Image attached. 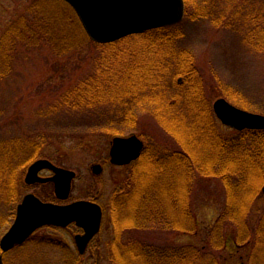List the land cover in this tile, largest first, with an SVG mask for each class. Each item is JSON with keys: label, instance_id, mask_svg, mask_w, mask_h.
Listing matches in <instances>:
<instances>
[{"label": "rangeland", "instance_id": "rangeland-1", "mask_svg": "<svg viewBox=\"0 0 264 264\" xmlns=\"http://www.w3.org/2000/svg\"><path fill=\"white\" fill-rule=\"evenodd\" d=\"M34 1L0 0V40L15 21L21 20L20 17L30 18L28 9ZM184 3V17L177 24L184 36L178 44L193 53L210 108L213 110L214 101L223 97L240 109L264 115V47L258 46V41L264 42L260 36L264 29V0H184ZM202 7L207 15L197 16ZM75 19V15L61 18L56 27L61 30L65 25L68 28ZM30 32L40 39L26 35L23 39L26 43L18 41L6 52L9 64L7 60V66L5 62L0 63L3 72L0 76V173H7L10 185L14 176L8 171L21 164L20 175L17 173L16 177L20 176L18 179L23 184L15 186L14 195L18 197L15 203L0 202V216L15 213L17 202L27 192L53 201L51 182L24 183L29 164L38 158H49L56 165L76 173L65 202L93 200L102 206L104 217L101 230L83 254L77 251L73 237L77 231L73 224L64 228L43 226L24 244L6 252L4 264H112L109 259L111 248L107 244L115 230L112 199L126 174L125 166L110 162L113 136L135 134L150 153L153 150L165 152L179 145L153 113V104L138 107L136 125L124 128L120 134L110 136L96 128L95 119L105 114L106 108L80 111L67 106L62 98L92 72L93 58L99 52L95 42L86 41L79 48L59 53L48 42L47 33L35 29ZM168 88L176 89L173 84ZM218 123L229 127L219 120ZM94 163L102 166L99 174L91 170ZM42 174L49 175V171ZM224 200L225 187L220 178L197 176L191 195L196 217L193 230L190 225L188 230L167 226L166 214L151 208L152 219H156L154 222L158 225L126 229L122 236L125 240L177 247H204L217 256V264H248L253 241L239 242L242 245L230 242L227 246L208 243L209 230L214 226ZM122 209L120 214H123ZM263 210L264 193L250 214L253 227ZM177 211L171 216L178 219L175 222L178 224L181 218ZM224 232L234 233V228L226 226ZM222 237H225L223 233Z\"/></svg>", "mask_w": 264, "mask_h": 264}, {"label": "trees", "instance_id": "trees-1", "mask_svg": "<svg viewBox=\"0 0 264 264\" xmlns=\"http://www.w3.org/2000/svg\"><path fill=\"white\" fill-rule=\"evenodd\" d=\"M28 10L30 18L20 17L0 40V63L8 59L6 52L18 41L30 36L31 29L47 33L48 42L59 53L79 48L86 41L95 42L64 0H35ZM196 14L203 16L207 12L202 7ZM74 15L76 19L68 28L56 27L61 18ZM31 35L40 39L35 33ZM183 36L176 24L136 32L112 42H95L99 52L93 58L92 72L62 97L67 106L80 111L106 108L95 123L96 128L110 136L135 126L137 108L153 104V113L179 145L161 153L155 150L150 153L145 146L140 157L125 166L121 188L112 199L115 230L107 242L111 248L109 259L112 264H217V256L204 247H177L125 240L122 236L126 229L158 225L152 219L151 208L166 214L167 226L188 230L190 225L193 230L194 181L197 176H213L222 180L225 200L209 230L208 243L242 245L239 242L251 240L253 250L248 255V264H264V210L256 226L250 223L254 204L263 196L264 129L236 130L218 123L204 94L193 53L178 44ZM260 36L264 41V29ZM258 46L264 47V42L258 41ZM169 84L176 89L169 90ZM20 166L8 171L14 176L10 185L7 173H0V202L17 201L15 186L23 185L20 176L16 177ZM177 210L181 218L178 224L175 223L178 219L171 216ZM13 215L14 212L0 216V233ZM226 226H232L234 233L225 234Z\"/></svg>", "mask_w": 264, "mask_h": 264}, {"label": "water", "instance_id": "water-1", "mask_svg": "<svg viewBox=\"0 0 264 264\" xmlns=\"http://www.w3.org/2000/svg\"><path fill=\"white\" fill-rule=\"evenodd\" d=\"M79 17L87 34L100 43L111 42L128 34L179 23L184 16V0H64ZM216 116L225 125L237 130L264 128V115L240 109L223 97L213 103ZM144 142L135 134L114 136L109 150L110 162L125 165L137 159ZM50 169L51 176H41L39 171ZM91 170L99 174L102 166L94 163ZM75 171L57 166L49 159L32 162L25 174V182L53 181L55 196L67 199ZM264 193V184L262 186ZM102 221L101 206L91 200L79 199L69 203L44 201L36 194L26 193L16 206L15 217L0 237V264H4L2 252L23 243L36 229L44 225L65 227L75 223L83 231L75 235L80 253L99 231Z\"/></svg>", "mask_w": 264, "mask_h": 264}, {"label": "flooded vegetation", "instance_id": "flooded-vegetation-1", "mask_svg": "<svg viewBox=\"0 0 264 264\" xmlns=\"http://www.w3.org/2000/svg\"><path fill=\"white\" fill-rule=\"evenodd\" d=\"M43 171H45V170H42L40 173L42 174L43 173ZM46 171H48V170H46ZM51 174V172H49V175ZM52 183V182H51ZM47 184V183H46Z\"/></svg>", "mask_w": 264, "mask_h": 264}]
</instances>
